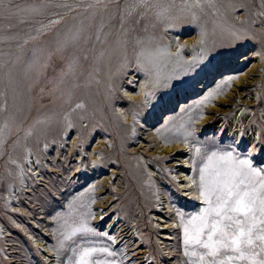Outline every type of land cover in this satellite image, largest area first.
<instances>
[{
    "label": "rangeland",
    "instance_id": "obj_1",
    "mask_svg": "<svg viewBox=\"0 0 264 264\" xmlns=\"http://www.w3.org/2000/svg\"><path fill=\"white\" fill-rule=\"evenodd\" d=\"M155 1L3 0L0 3V12L2 13H0V34L7 31L8 37L15 43L13 42V45L10 43L8 46L9 52L14 54L7 66L3 69L0 67L1 77L5 76V78H8L15 72L13 66L20 58L22 59L25 53L24 50L30 48V45L41 44V40L45 39L44 37H52L55 32L60 31V28L63 29L65 25H68L77 14L76 17H85L93 12L96 16H100L105 11H108L110 16H116L117 13H113L118 6L119 9H124L125 16L135 6L132 9L138 15L135 23L142 25V23L137 22L139 18L144 15H147V17L154 16L157 13L156 7L159 4L163 3L165 8L171 2L184 4L191 0ZM196 1L198 3L197 6L194 5V8H196L194 12L200 13L201 17L213 27L214 33L217 35H220L221 31L229 33L235 28L246 25L247 19L250 25L247 26L246 32L240 35L242 41L238 47H236L237 39L235 38L232 39V42H227L225 37L222 36H220L222 37L220 40L216 41L213 39L210 57L215 62L214 68L209 70L203 67V74L189 83V91L187 93L181 94L178 100H166V104L162 106L164 107L162 113L156 110L149 113L147 109L135 108L134 110H137L142 115V123L144 124H141L131 118L132 111L130 110L128 111V122L130 119H132V122H129L128 128L122 129V126H120L121 132L107 125V122L111 123L108 119L102 118V120L98 118V124L106 126L108 137L116 146L115 157L118 163L115 167L112 165L111 160L103 161L98 172H94L92 169L88 170L89 163H87L85 169L82 167V162L89 160L91 151L95 149L102 151L104 148L100 145L101 140L92 134V130L86 125L84 120L85 105L83 102L87 97L86 93L93 92L92 89H94V85L91 86L84 81L88 77L89 72H87V77L84 80L80 79L81 89H83L82 99L84 100L78 101L80 105L82 103L83 107L77 108L76 114L72 112L73 134L64 132L60 125L65 120L66 114L74 111L78 104L77 102H74L71 107L62 112L58 118L47 117L46 121H44L40 119V115L43 113L50 115L49 110L52 108V102L48 98L41 100L36 91H30L27 94V104H25L23 109H19L20 111H17L19 113L15 116L8 110L10 106L12 107V104L8 103V93L4 84L0 82L2 91H0V96L3 97H0V153L4 154L3 158L0 159V264H49L45 258L51 259L53 257H55L53 259H59V261H56L58 264H63L70 253L64 251L59 254V258L57 256L56 249L60 239L59 231L63 221H58L55 218L57 213H69L68 205L70 202L75 201L79 210V205L88 202V197H84L83 200L76 198L93 186L94 191L89 193V196L95 198V203L91 204L95 216L90 220V224L98 232H107L109 235L114 236L116 240L113 243L102 235L90 236L85 239L100 246L110 247L117 252V259L121 260L123 264H181L185 257L183 256V240L180 228L177 227L175 229L177 231L174 233L173 239H168V248L164 249L159 246L160 244L163 245L162 242L159 243L156 239L160 228L154 222L155 217L160 215L152 200L144 201L142 191L148 190V187L135 186L134 195L130 194L133 180L130 178L128 167L141 161L142 158H150L160 168L161 173L160 175L157 174V176L165 177L170 182V185H173L174 180L168 175V170H174L179 167L177 165V157L183 154V149L176 148L173 152L160 155L157 150L162 141L160 136L157 135V129H162V135H170L171 131L178 127L182 121L186 122L190 115L193 117L190 125L193 130V136L189 137L190 149H187L184 157H187L191 163L194 147L203 145L209 150L234 148L242 156H248L251 153L253 163L256 166L264 167V78L263 75L261 76V70H256L258 71L255 74L256 81L253 82V86L257 90L255 95L247 97L244 92H241L244 88L249 90L253 86H249L247 83H237L241 74L243 75L250 70L254 60L245 43L251 41L252 47L255 46V42V44L262 43V37H259L260 35L258 36L257 33H264V21L261 18L263 14L258 8H253L248 12L242 9V5L234 8L231 5V0ZM135 2L136 5H134ZM62 3L63 6L61 5ZM94 5H96V8ZM190 8L193 9V5ZM42 11L46 13V16H42L44 14ZM55 14H58L59 21L53 26L51 17ZM191 14L193 17L196 16L194 13ZM237 14L241 16L239 20L235 19ZM167 17L166 19L172 21V17L174 18L175 16L168 15ZM145 20L146 18L143 19V21ZM112 24L117 32L107 40V44H109L107 47L111 46L113 48L115 43L116 46L120 47L122 44L119 41H125L129 44L128 36L121 32L123 30L122 22L117 19L113 22L111 21L109 25ZM148 24L156 26V22L153 21L148 22ZM196 25L194 18L192 20L188 19L183 28L159 29L158 37L161 39L163 46H174L175 41L179 39L181 34L186 37L191 28H197ZM18 30L20 31L18 32ZM46 30H48L47 33L41 39L40 35ZM68 40L71 42V37H68ZM255 49H259V46L255 47ZM79 50L83 52L84 47H79ZM71 51H73L71 48L68 49L69 53ZM10 53L8 54L10 55ZM132 54L134 55L135 52L133 51ZM102 56L99 55L100 58ZM115 57L118 58L119 56ZM121 58L125 59V56ZM200 58L201 63L204 64L205 59L202 54H200ZM124 59L123 61H125ZM99 62L95 63L96 67L93 65L92 71L97 74L99 81L105 82L104 84L106 85L107 77L102 78L100 77L101 74H98L99 72L106 73V68H104L105 70L101 68ZM12 63L13 65H11ZM261 65L259 64L256 69L260 68ZM125 67L127 66L123 65V63L119 66L113 65L108 72L112 74L116 72L117 68L120 70ZM129 68L130 70L126 71V73L117 71L116 74L118 73L119 75L115 74L116 77H110L111 82L114 80L110 83L115 85L118 91L115 96V106H120L122 110H126L131 104L135 105V107L139 106L137 99L141 88L139 85L140 80L134 78L133 81L127 83L134 74V71L131 70L133 65H130ZM7 74L10 75L8 76ZM121 76L123 77L121 78ZM230 76L235 77V79L230 82V85L224 87L223 91L218 94L219 97L213 96L209 102L197 107L199 101ZM28 79L35 81L36 76L31 75ZM86 81L88 80L86 79ZM78 89L81 90L80 88ZM124 89L134 99V103H130L124 97ZM86 90L88 91L86 92ZM4 98H6V101ZM48 105H51V108L47 107ZM43 108L44 112L42 113ZM182 109L184 111H181ZM246 111L249 112L247 113ZM113 112H115V109ZM37 120L38 122L35 123ZM51 122L56 124L52 126ZM165 122H168L166 130ZM133 125L136 128L135 133L132 130ZM53 127L56 130H51ZM52 131H55V134ZM249 142H251V146L253 145L252 150L254 152L248 151L247 143ZM27 149H30L33 157L39 163L35 167V171H38L36 175L33 171H28L29 181H27V185H24L21 182L19 165L22 166L24 164L25 154H27L25 150ZM74 149L78 150V154L74 153ZM188 171H193L192 164L188 167ZM140 172L143 175L145 173L144 170ZM12 185L17 187L15 195L10 191ZM162 186L166 188L164 183H162ZM7 195H9V202ZM201 207H203L202 203L194 202H179L176 205L177 210L186 216L198 212ZM115 226H118V232H114ZM119 226L125 227L127 233L123 234ZM125 229L124 231H126ZM119 231L121 235H118ZM135 232L136 235H139V238L134 235ZM119 238L122 239L119 241L117 240ZM76 242L80 243L81 240L78 238ZM135 242H138L137 247L134 245ZM47 247L51 250L45 249ZM144 248L146 249L145 251L136 252L138 249ZM168 249H173L171 257H164L166 255L164 252H167Z\"/></svg>",
    "mask_w": 264,
    "mask_h": 264
},
{
    "label": "bare ground",
    "instance_id": "obj_2",
    "mask_svg": "<svg viewBox=\"0 0 264 264\" xmlns=\"http://www.w3.org/2000/svg\"><path fill=\"white\" fill-rule=\"evenodd\" d=\"M63 3L61 4L62 6ZM197 3L198 2L196 0H191L189 2L187 1V3L184 4L178 2H171L170 5L166 6L165 8L163 7L164 4L161 3L156 7L157 13L154 16L147 17V15L146 16L144 15L139 18L137 22L142 23V25H138L137 23H135L136 20L138 19L136 18L138 17L136 11L132 10L135 8V6L134 8L130 9L131 12L127 13L125 16H124V9L123 8L119 9L117 6V9H114V13H113V14L117 13L116 16L114 15L110 16L108 11L107 12L105 11V13H103L100 16L99 15L96 16L95 14H93V12H91V14L85 17L81 16V14H79L81 17L79 16L76 17L78 15L77 14L76 16H74L75 18H73L69 24L67 23L68 25H65L63 29L60 28V31L55 32L52 37L49 38L44 37L45 39H43V35L45 36L48 30L43 31V34L40 35V38L43 39L41 40V44L30 45V48L24 50L25 53L22 59L20 58V60L17 61L16 64L13 66L15 72H13L11 75L7 74L8 76L10 75L8 78H5V76L1 77L0 74V82L4 84L6 91L8 93V97H9L8 103L12 104V107L10 106L8 110H10L13 113V114L11 113L12 115L16 116V114L19 113L17 111L19 109H23L25 107V104H27L26 101L28 97L27 96L28 92L36 91L39 94V98L41 100H46L48 98L52 102V108L50 107L51 105L47 106L51 108L49 110L50 115L44 114L43 113L44 108H43L42 111L43 114L40 115V119L46 121L47 117L58 118V116L61 115V113L67 110L69 107H71L74 102L78 103V101L84 100L82 99L83 89H81L80 79L84 80V78L87 77L86 76V74H88L87 72H89L88 77L86 78L88 81H86V79L84 81L89 83V85L91 86L94 85L93 86L94 89L91 88L93 92L91 91L86 93L88 90H86L85 92L87 97L83 102V104L85 105L84 120L86 121V125L92 130V134L101 140L100 145L103 146L104 148L102 151L96 149L91 152L89 151L90 152L89 160L87 162H82V167L85 169L87 163H89L90 165L87 169L88 170L92 169L94 172H98L101 168V163L103 161H108V160H111V163L114 167L117 166L116 164L118 162L115 157L116 146L114 145L113 141H110V138L108 137V134L106 132V126L99 125L98 124L99 121L97 120L106 118L108 119V121L111 122V123L107 122V125H110L112 129L116 128L118 132H121L122 129L128 128L130 121L132 122V119H130V121L128 122L129 120L128 111L130 110L132 111L131 118L135 116V119L133 120L141 124H144L142 123L143 122L142 115L137 110H134L135 108L141 107L140 109H147L149 110V113L155 110L162 113L164 110V107L162 106L166 104L165 103L166 100L167 99L178 100L180 99L181 94L187 93L189 91V83L191 81H194L195 79H198L203 74V67H206L209 70H212L214 68L215 62L211 60L210 57L211 54L210 52H212L211 51L212 40L215 39L217 41L220 40V38L225 37L227 42H232V39L235 38L237 39L236 47H238L239 43L242 41L240 35L243 32H246L247 26L250 25V22L247 19L246 25L240 26L239 28H235L233 31H229V33H225L221 31V34L217 35L214 33L213 27L209 23H207V21H205L204 18L201 17L200 13L197 14L196 12H194L196 9L194 8V5L197 6ZM134 5H136V2ZM192 5H193V9L190 8V6ZM231 5L234 8L238 5H242V9H244L246 12L251 11V9L253 8H258L261 11V14H263L261 18L264 21V0H231ZM94 6L96 8V5ZM42 12L44 13V11ZM191 13L196 14V16L193 17ZM168 15H172L175 17L174 18L172 17V21L171 20L169 21V19H166ZM42 16H46V13H44ZM51 18H52L51 20L53 21V26L56 25V23L59 21L58 14L53 15ZM144 18H146L145 21H143ZM193 18L196 21L197 28L195 29L191 28V30L189 31L188 35H186V37L183 34H181V36H179V39L175 41L174 46H163L161 39L158 37L159 29H165V30L167 29L171 30L173 28L180 29L183 28V26H185V23L188 21V19L192 20ZM239 18H241V16L237 14L235 16V19L239 20ZM117 19H119L122 22V26H123V30L121 31L122 34L128 36L130 42L129 44H127L125 41H119V43L122 44L120 47L116 46L115 45L116 43L114 44L113 48H111V46L107 47L109 45L107 44V40H109V38L112 35L114 36V34L117 32L116 29L113 27V24L112 25L109 24L111 21L113 22ZM150 21L156 22V26L154 27L152 25H149L148 22ZM19 31L20 30H18V32ZM14 33L16 34L15 31ZM257 34L258 36L260 35L259 37H262L261 40L262 43H260L258 40L260 44L259 43L255 44L256 43L255 42L254 43L255 46L253 47L251 41L245 43L247 44V49H249L251 55H253L254 60H253V64H251L252 66L250 70L248 72H245L243 75L241 74V77L238 78L239 80L237 83H247L249 84V86H253L254 85L253 82L256 81L255 74L256 72H258L256 70L259 71L261 70V76L263 75L264 78V33L258 32ZM8 36L9 35L7 31L6 33L4 32L3 34H0V64H1L0 67L2 69L8 65L14 54V53L11 54L9 52L8 46L10 43L11 44L13 42L15 43V41H12ZM68 37H71V42L68 40ZM120 38H121V34H120ZM201 41H203V43H201ZM81 46L84 47L83 52L79 50V47ZM258 46L259 49H255V47ZM70 48L73 51L69 53L68 49ZM133 51L135 52L134 55L132 54ZM216 51H218V49H216ZM8 53H10V55ZM177 53L179 54L177 55ZM200 54H202V57H204L205 59L204 64L201 63ZM99 55L100 56L103 55L102 56L103 58L102 57L100 58ZM115 56H119V57L117 58ZM122 56L123 57L125 56V59L123 58L125 61H123V59L121 58ZM98 57L100 58V60ZM98 62L101 68L103 69L106 68V73L104 74L102 72L98 73L101 74L100 77L102 78L107 77L106 85L104 84L105 82L99 81V78H97V74H94V71H92L93 65L95 66V63ZM122 63L127 67L119 70V68L121 67L120 66L119 68L116 69V72L120 71L121 73L124 72L126 73V71L130 70L129 68L130 65H133V68L131 70L134 71V74L130 77V80L127 83H130L131 81L134 80V78H137L140 80L139 85L141 87L139 90V98L137 99L139 102V106L135 107V105L131 104L126 110H122L120 106H115V101H116L115 96L118 94V91H117V87L111 84L114 80L112 79L113 81L111 82L110 77L113 78L116 77L115 76L116 72L112 74L108 72L111 66L113 65L119 66ZM259 64H262L261 67L256 69L259 66ZM11 65H13V63ZM31 75L36 76L35 81H30L28 79V77ZM116 75L119 74L117 73ZM123 76H121V78ZM78 88H80L81 90H79ZM0 91H1V86H0ZM126 91L127 90L125 89L123 90L124 97L127 98V100H129L130 103H134L133 101L134 99L130 96L129 93H126ZM241 92H244V95L249 97L255 95L257 90L256 87L253 86L249 90L244 88ZM145 93L150 94L151 97L147 102H145ZM217 96L218 94L215 95L214 97ZM0 97L3 98L2 96ZM4 99L6 101V98ZM77 105L80 104L78 103ZM77 108L79 107L76 106L74 108V111L68 112L65 116V120H63L62 125L59 124L62 130H64V132L73 134V128H72L73 124L71 123V116H72V112L76 114L75 111ZM114 109L115 112H113ZM51 118H49L50 121H52ZM37 122L38 120L35 121V123ZM55 124H52V126H54ZM120 126H122V129ZM53 129L55 128L53 127L51 130ZM132 130L135 133L136 131L135 125L132 126ZM54 132L55 131H52L53 134H55ZM252 146H251V142L247 143V148L249 149L248 151H253ZM159 147L157 152L160 155H164L168 152L169 153L173 152V150H175L176 148L183 149L182 152L183 154L177 157V165H179V167L175 168L174 170L171 169L168 170V175L170 176L171 179L174 180L173 185H170V182L167 181L165 177L157 176V174L160 175L161 173L160 168L157 165H155L154 161L150 158H142L141 161L133 163V165L128 167V171L131 176L130 178H132L133 180L130 194L134 195L135 192L133 190L135 186L148 187V190L142 191V194L144 197V201L152 200L156 205L157 211L160 215L159 217L158 216L155 217L156 218L155 222L153 221L154 224L160 228L159 235L156 236L157 237L156 239L157 242L163 243V245L160 244L159 246H162V248L165 249L169 247L168 239H173L174 233L177 231L175 230L177 227L176 228L172 227L174 223L178 222L176 216L177 203L179 202L201 203V202L199 199L196 198V193L192 189L185 187V185L190 183L187 177L194 175L193 171L192 172L188 171V167L192 163L190 162V160H188L187 157H184L185 153L187 152V149H190V142L188 145H185L183 143L165 144L162 141ZM45 148L47 149V147ZM25 151L27 153L25 154L26 158L24 164L22 166L19 165V171H20L21 182L24 185H27L28 184L27 181H29L28 171H33L34 174L36 175L38 171H35V167L38 166L39 162L37 159L33 157V154L30 151V149H27ZM74 153L78 154V150L74 149ZM3 156L4 154L0 153V159L3 158ZM141 170H144L145 172L144 175L141 174L140 172ZM162 183L166 185V188L162 186ZM10 191L13 193V195H15L17 192V187L15 185H12L10 187ZM7 197H8L7 200L9 202V195H7ZM119 228H121L120 231H122L123 234L127 233L125 227L122 228L121 226H119ZM117 229L118 226H115L114 232H116ZM124 229L126 231H124ZM120 231L118 235H121ZM132 231L134 232V230ZM134 235H136V232L134 233ZM136 237L139 238V235L137 234ZM121 239L122 238H119L117 240L120 241ZM137 243L138 242H135L134 244L135 247L138 246ZM45 249L49 251L51 250L49 247ZM145 250H146L145 248L141 250L138 249L136 252H142ZM122 252L124 253L123 250ZM172 252L173 249H168L167 252H164V254L166 253L164 257H171ZM53 258L51 259L45 258V259L47 262H49V264H58V262L56 261H59V259L57 258L53 259Z\"/></svg>",
    "mask_w": 264,
    "mask_h": 264
},
{
    "label": "snow or ice",
    "instance_id": "obj_3",
    "mask_svg": "<svg viewBox=\"0 0 264 264\" xmlns=\"http://www.w3.org/2000/svg\"><path fill=\"white\" fill-rule=\"evenodd\" d=\"M233 79L235 77L230 76L218 84L198 102L197 107L222 92ZM150 98V94L145 93V102ZM192 121L190 115L170 135H162V129H157V135L165 144L188 145L189 137L193 136ZM167 124L165 122V130ZM193 151L195 175L187 177L190 183L185 187L196 193L203 207L187 216L176 210L178 222L172 227H178L182 232L185 260L181 264H264V167L253 163L251 153L242 156L234 148L209 150L201 145L194 147ZM92 191L94 186L76 198L88 197V202L81 203L79 210L73 201L68 205L69 213H57L55 219L63 221L57 256L59 258L64 251L70 253L63 264H123L110 247L85 239L102 235L113 243L116 240L107 232H98L90 224L95 216L91 207L95 198L89 196ZM78 238L80 243L76 242Z\"/></svg>",
    "mask_w": 264,
    "mask_h": 264
}]
</instances>
